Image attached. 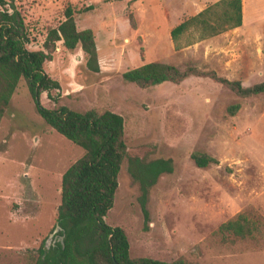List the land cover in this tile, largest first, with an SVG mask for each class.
I'll list each match as a JSON object with an SVG mask.
<instances>
[{"label": "rangeland", "instance_id": "obj_1", "mask_svg": "<svg viewBox=\"0 0 264 264\" xmlns=\"http://www.w3.org/2000/svg\"><path fill=\"white\" fill-rule=\"evenodd\" d=\"M27 31L28 49L45 51L48 28L66 5L78 29L91 30L96 70L79 46L55 41L44 72L59 87L39 95L48 108L108 109L123 119L126 155L112 205L103 217L123 229L130 257L192 264H264V240L231 237L218 225L238 212L264 221V93L238 97L207 76L189 75L140 88L121 74L147 61L194 66L251 85L264 78V0H241L238 27L174 49L169 30L215 0H12ZM238 104L230 114L228 106ZM216 159L197 167L190 153ZM83 150L35 111L22 78L0 117V264H33L55 224L62 172ZM127 156L170 158L142 196ZM49 242V241H48ZM48 244V243H47Z\"/></svg>", "mask_w": 264, "mask_h": 264}, {"label": "trees", "instance_id": "obj_2", "mask_svg": "<svg viewBox=\"0 0 264 264\" xmlns=\"http://www.w3.org/2000/svg\"><path fill=\"white\" fill-rule=\"evenodd\" d=\"M73 14L71 6L66 5L63 18L55 27L48 28L42 43L45 51L28 49L21 13L12 0H0V117L16 83L22 78L37 114L58 134L83 150L60 177V198L55 210V224L60 229L46 247V237L40 241L33 264H192L182 259L130 257L123 229L110 226L103 219L112 205L117 173L126 155L122 117L108 109L77 111L64 105L48 108L39 102L41 92L49 96L50 89L59 87L42 67L44 60L50 59L55 41L60 40L68 50L79 46L86 67L97 69L92 32L88 28L78 29ZM241 21V0H215L174 25L169 36L177 50L190 43L182 42L185 34H193V40L198 41L238 27ZM189 75L207 76L242 98L264 93V78L245 86L237 79L220 77L211 70L200 71L194 66L179 69L161 61L144 62L125 70L121 77L145 88L165 81L177 83ZM237 109V103L228 106L230 114ZM190 158L197 167L216 163L211 155L198 150L192 151ZM127 169L143 196L159 174L172 171V160L145 161L127 156ZM216 232L223 241L231 236L256 242L264 240V221L257 214L238 212L220 223Z\"/></svg>", "mask_w": 264, "mask_h": 264}, {"label": "water", "instance_id": "obj_3", "mask_svg": "<svg viewBox=\"0 0 264 264\" xmlns=\"http://www.w3.org/2000/svg\"><path fill=\"white\" fill-rule=\"evenodd\" d=\"M59 226L57 224L54 225L52 230L49 232L48 236L44 240L45 247L47 246L48 241L52 238L53 234L59 230Z\"/></svg>", "mask_w": 264, "mask_h": 264}]
</instances>
